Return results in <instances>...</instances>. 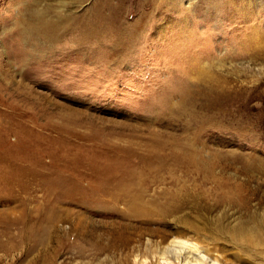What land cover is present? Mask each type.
Wrapping results in <instances>:
<instances>
[{"label":"rangeland","instance_id":"374dc122","mask_svg":"<svg viewBox=\"0 0 264 264\" xmlns=\"http://www.w3.org/2000/svg\"><path fill=\"white\" fill-rule=\"evenodd\" d=\"M263 263L264 0H0V264Z\"/></svg>","mask_w":264,"mask_h":264},{"label":"bare ground","instance_id":"6f19581e","mask_svg":"<svg viewBox=\"0 0 264 264\" xmlns=\"http://www.w3.org/2000/svg\"><path fill=\"white\" fill-rule=\"evenodd\" d=\"M176 203H175V199H171V200H169L168 202H167V205L164 207H161L160 209H159V213L161 214V215H166L167 213H169V211H172L173 210V208L174 207H176ZM173 211H175V210H173ZM172 211V212H173ZM177 243V241L176 240H171V242L168 244V247L169 248H175L176 247V244ZM181 248V247H180ZM184 248V247H183ZM162 250V252H161V254H163V253H167V252H170L168 249H166V247H164V248H162L161 249ZM171 253V252H170ZM192 254V253H191ZM177 256V258H179L180 256L177 254L176 255ZM192 256V255H191ZM183 258V257H182ZM181 259V258H180ZM185 260V259H184ZM187 260V259H186ZM185 260V261H186ZM191 263V262H190ZM264 264V263H263Z\"/></svg>","mask_w":264,"mask_h":264}]
</instances>
